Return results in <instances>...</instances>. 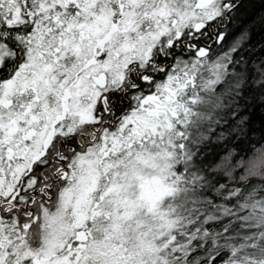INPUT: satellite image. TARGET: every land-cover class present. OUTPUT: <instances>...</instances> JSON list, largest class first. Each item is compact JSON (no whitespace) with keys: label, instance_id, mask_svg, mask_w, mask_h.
I'll return each mask as SVG.
<instances>
[{"label":"snow or ice","instance_id":"snow-or-ice-1","mask_svg":"<svg viewBox=\"0 0 264 264\" xmlns=\"http://www.w3.org/2000/svg\"><path fill=\"white\" fill-rule=\"evenodd\" d=\"M204 69L264 106V0H0V264H181L161 205ZM246 113L212 156L235 175L264 161Z\"/></svg>","mask_w":264,"mask_h":264},{"label":"trees","instance_id":"trees-1","mask_svg":"<svg viewBox=\"0 0 264 264\" xmlns=\"http://www.w3.org/2000/svg\"><path fill=\"white\" fill-rule=\"evenodd\" d=\"M199 76L184 147L174 152L170 164L179 182L161 205L175 221L171 231L178 242L173 252L178 255L174 259L184 264L197 252L194 264L205 258L210 264L217 255L223 258L221 264H264V175L256 170L235 175V169L212 162L216 146L223 145L221 130L245 107L251 130L233 143L244 140L242 148L259 152L250 162H259L264 156V106L244 97L226 75ZM237 151L233 149L231 155Z\"/></svg>","mask_w":264,"mask_h":264},{"label":"rangeland","instance_id":"rangeland-1","mask_svg":"<svg viewBox=\"0 0 264 264\" xmlns=\"http://www.w3.org/2000/svg\"><path fill=\"white\" fill-rule=\"evenodd\" d=\"M203 71V73H202ZM215 75L211 70H208V69H204V70H199L195 73V76H194V79L198 76V75H202V76H199L200 78L202 77H205V79H207V77L209 75ZM211 76V77H212ZM195 84L194 83L193 85H190L188 88H186L181 96H180V101L185 105V108L187 109V111H181L178 115V118H177V124L174 128V131H173V135L171 137L173 143H176V144H180V145H183V142H182V139H183V135L186 134L188 131H187V128L189 126V121L190 119L192 118V115L194 114L193 112V109H192V102L194 100L193 98V93H194V88H195ZM189 92V93H188ZM178 132L180 133V135H175V133ZM184 147V145H183ZM183 149V148H182ZM182 149H180V151H182ZM179 151V150H178ZM175 153H173L169 163L171 164L172 160H173V156H174ZM173 172V171H172ZM179 180L178 179H170V183L172 184V187L173 189L176 188L177 184H178ZM173 192V191H172ZM171 192V193H172ZM163 202V201H162ZM170 218V217H169Z\"/></svg>","mask_w":264,"mask_h":264},{"label":"clouds","instance_id":"clouds-1","mask_svg":"<svg viewBox=\"0 0 264 264\" xmlns=\"http://www.w3.org/2000/svg\"><path fill=\"white\" fill-rule=\"evenodd\" d=\"M253 155L254 153H250L249 158L252 157ZM255 170L260 172L262 175H264V161H262V165L258 166Z\"/></svg>","mask_w":264,"mask_h":264}]
</instances>
